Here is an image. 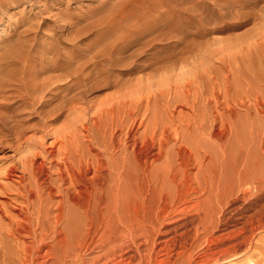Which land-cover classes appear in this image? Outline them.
I'll return each instance as SVG.
<instances>
[{
  "label": "bare ground",
  "instance_id": "1",
  "mask_svg": "<svg viewBox=\"0 0 264 264\" xmlns=\"http://www.w3.org/2000/svg\"><path fill=\"white\" fill-rule=\"evenodd\" d=\"M253 43V47L264 48L262 42L255 45L252 41L238 53L233 49L236 54L231 51L230 57L220 58L228 67L223 77L214 68L174 81L166 78L152 82L145 87L149 91L140 92L137 99L131 91L115 95L106 106L98 105L100 110L94 117L74 120L69 116L77 110L82 96L76 93L84 86L81 76L59 89L50 77L35 75L40 70L38 62H26L24 66L13 62V71L16 66L21 69L16 78L8 66L0 64V149L26 153L0 170V264H132L131 252L140 247H144V253L139 264H154V253L170 247L171 240L165 237L167 221L178 214L190 192L201 190L205 194L203 203L210 205L205 209L213 211L214 206L226 205L239 190L247 194L264 189V170L251 167L248 152L241 160L231 159L229 149L232 143L235 146L234 140L242 145L246 119L251 121L247 129L251 125L255 139L259 135L264 142V128L254 118L264 115V94L258 91L264 85V75L258 73L259 61L254 63L258 58L253 62L247 58L263 49L253 53ZM161 63L158 68L154 64L152 71H160ZM63 71L66 77L78 69ZM155 73L154 78L158 75ZM31 76L37 79L31 80ZM117 86L123 87L119 83ZM10 88L17 93L19 105L9 102L12 99L6 93ZM60 91L67 94L61 93L64 96H60L59 104L54 101L57 105L51 106ZM71 91L75 94L68 97ZM38 94L43 95L41 99ZM247 98L253 103L248 105ZM240 107L247 115L243 122ZM142 108V117H135L136 112L141 116ZM59 123L62 126L58 127ZM31 130L40 136L29 138ZM258 148L264 157V146ZM193 164L197 167L194 175ZM214 218L206 219L208 225L202 223L206 233ZM261 254L264 258V249ZM252 258L245 264H259ZM165 262L158 261L168 264Z\"/></svg>",
  "mask_w": 264,
  "mask_h": 264
},
{
  "label": "rangeland",
  "instance_id": "2",
  "mask_svg": "<svg viewBox=\"0 0 264 264\" xmlns=\"http://www.w3.org/2000/svg\"><path fill=\"white\" fill-rule=\"evenodd\" d=\"M252 41L256 43L255 45L257 42H262L264 45V0H221V2L220 0H0V64L8 66L12 73L14 72L13 74H17L12 75L16 78L21 74V69L18 66L14 67L15 73L12 69L13 64L20 62L19 65L24 66L26 62L27 64L38 62L40 64L37 69L40 68L41 72L39 70L35 75L42 76L39 78L44 79L50 77L59 89L66 88L65 85L69 84L71 79L81 76L84 86L78 90L83 91H76V93H82V96L76 105L77 110L69 116L70 120L85 118L89 115L94 117L99 112L100 105L106 106L107 101L110 102V99L112 101L115 95L119 97L131 91L133 97L137 99L141 95L140 92L149 91L145 88L147 85L149 87L152 82L156 84V81H165L166 78V81H174L179 76L189 77L203 69L206 71L214 68L223 77L228 73V67L221 64L220 58L226 59L235 51L238 53L242 47ZM146 43L149 46L144 47ZM253 45L254 43L250 46V51L256 49L255 52L259 53L251 54L252 57L247 54V58H250L251 62L258 58L254 63L259 61L260 64L256 63L258 73L263 76L264 53L262 55L261 52L264 48L253 47ZM119 48H121L120 51H118ZM14 49L16 51L21 49L24 54L21 55V50L17 51L19 52L17 54ZM259 49L263 51L257 52ZM163 57L164 59L167 57L168 60H163ZM158 58H160L159 62ZM1 59L8 62H3ZM239 61L236 64L239 65ZM193 62L195 66L191 65ZM159 63L164 71L160 68V71L155 69L153 72L154 68L159 67ZM88 65L91 67L89 68ZM73 67L78 71H72L73 75L64 77L66 73L63 69ZM154 73L158 74L155 78ZM238 77L241 78V76ZM32 79L37 78L31 76ZM84 80L87 81L84 82ZM115 83L123 85L124 88ZM126 86L129 87L128 90H125ZM232 88L235 89L236 85ZM259 88L258 91L264 94L262 90L264 87L260 88L261 90ZM7 90L6 95L9 94L10 100L12 99L9 102L19 105L17 93L13 92L14 88H12L13 91L11 88ZM234 92L237 91H233L232 94H235ZM61 93L67 94L62 91L57 93L51 106H55L58 100L60 102V96H64ZM70 93L68 97L75 94L74 91ZM239 94H237L238 97ZM42 96L38 94V99ZM248 99L250 98L246 99V103L252 104L253 102L250 103ZM184 109L188 110L186 107ZM142 110L139 111L141 116L136 112L135 117H142L144 108ZM78 111H81L80 114ZM239 112V118L247 116L242 107ZM252 112V115L256 116L255 111L252 110ZM19 113L21 114V111ZM256 117H254L256 120L261 117L264 119V115ZM243 118L240 119L241 122L245 120V117ZM38 119L34 120V124L38 122ZM263 119L257 122L264 128ZM248 121L251 122L250 119ZM248 121L246 119L244 122L248 124ZM247 124L243 123V126L245 125L243 131H245L244 136L242 135L244 138L241 141L242 145L234 140L235 146L233 143V148L230 146V158L241 160L248 152L251 167L261 172L264 170V157L258 147L264 146V142L259 135L255 139L253 127L248 125L247 129ZM57 126L60 127L62 124L59 123ZM249 128L252 132H249ZM29 132L27 135L29 138L40 136V133ZM218 151L220 152V149ZM24 154H26L25 151L17 154L13 149L3 151L0 149L1 172ZM195 166L191 165L192 171L195 169L191 171L193 175L197 172ZM198 192L196 190L190 192L188 197H191L189 200L187 197L188 202L186 200L185 204L179 207L182 210L167 221L165 237L171 240L170 247L158 255H155L157 252L154 253V264H159L158 261L161 259H165V263L168 264L172 262V264H183L182 261H188L187 264H245V260L250 257H253L254 262L264 264L261 254L264 249V244L261 245L264 243V227L254 228L264 226V189L253 190L247 194L242 190L235 192L230 199L228 198L226 205L213 207V211L215 209L218 211H214L215 215L212 208L205 209L210 205L203 203L205 194L201 190ZM204 210H208L207 216ZM208 217H213L215 220L212 219L211 222L214 221V223L206 233L202 223L208 225ZM260 238L262 242H259ZM137 250L134 249L131 252L134 260L132 264L142 262L140 260L144 247H140V251ZM178 258L180 261L177 260Z\"/></svg>",
  "mask_w": 264,
  "mask_h": 264
}]
</instances>
